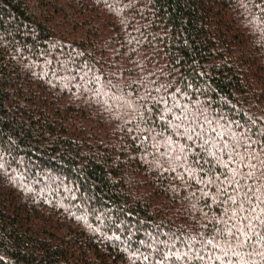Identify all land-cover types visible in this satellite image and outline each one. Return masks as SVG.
I'll return each instance as SVG.
<instances>
[{"label": "trees", "instance_id": "obj_1", "mask_svg": "<svg viewBox=\"0 0 264 264\" xmlns=\"http://www.w3.org/2000/svg\"><path fill=\"white\" fill-rule=\"evenodd\" d=\"M257 201L264 0H0V264H264Z\"/></svg>", "mask_w": 264, "mask_h": 264}, {"label": "rangeland", "instance_id": "obj_2", "mask_svg": "<svg viewBox=\"0 0 264 264\" xmlns=\"http://www.w3.org/2000/svg\"><path fill=\"white\" fill-rule=\"evenodd\" d=\"M259 26H261V23H259ZM181 98L183 100L185 97H181ZM180 103L181 102L179 101V103L175 105V108H177V111H176L177 114L175 112H171L172 110H169V109L166 110L167 112H169V113L171 112L172 114H174V120H173V122L170 123L172 126H174L175 124H177V122H179L180 120H183V121L184 120H187L188 122H191L192 123L193 122V119H194L193 116H196V115H197V117H199L201 119L204 118L203 114L201 115V113L199 111L198 112H195L194 114H193V112L192 113H189V112L186 113L187 110L189 109L188 106L182 105ZM180 124L182 125V128H187L186 130L188 131L189 128L187 126L183 125L184 124L183 122H181V121L179 122V127H180ZM223 135H225V134L223 133ZM238 142L241 143V140H239ZM242 143H244V145H246L245 144L246 143L245 142V139H242ZM251 145H252V143H250V146ZM248 147H249V145H248ZM240 155H241V153L238 152V154H236L235 156H238L240 158ZM217 157H219V160H220L221 163H225L227 161H231L232 160L227 154L224 155V156L217 155ZM261 202L264 203V201H257L254 204L255 205V208H256L257 205L260 206V203ZM247 217H248V222H250V223L251 222L253 223L254 219L256 218V216L251 215V213Z\"/></svg>", "mask_w": 264, "mask_h": 264}]
</instances>
